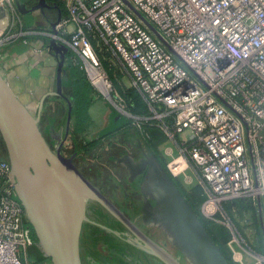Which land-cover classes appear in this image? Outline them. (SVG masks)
I'll return each instance as SVG.
<instances>
[{
    "label": "built area",
    "instance_id": "1",
    "mask_svg": "<svg viewBox=\"0 0 264 264\" xmlns=\"http://www.w3.org/2000/svg\"><path fill=\"white\" fill-rule=\"evenodd\" d=\"M58 1L74 29L53 38L79 57L102 95L111 83L94 48L114 49L148 104L144 121L157 122L179 151L167 172L176 178L189 167L198 171L204 217L235 199L264 213V0ZM138 120L132 125L139 129ZM179 160L185 167L178 171ZM27 222L9 163L0 159V264H27Z\"/></svg>",
    "mask_w": 264,
    "mask_h": 264
},
{
    "label": "water",
    "instance_id": "2",
    "mask_svg": "<svg viewBox=\"0 0 264 264\" xmlns=\"http://www.w3.org/2000/svg\"><path fill=\"white\" fill-rule=\"evenodd\" d=\"M14 4L23 14L47 7L46 0H39L37 6L30 10L18 0H14ZM136 15L155 32L140 14ZM50 48L59 56V60L55 91L47 96L60 97L67 103L63 139L61 129L55 130L49 126L52 134L48 130L45 132L52 140L51 149L39 129L46 96L39 103L37 115L33 116L1 75L0 136L6 149L17 201L24 210L42 253L50 264H81L78 238L85 219L86 203L95 201L107 209L111 205L74 166L76 152L70 157L62 154V145L69 134L71 104L62 93L63 53L55 41H51ZM134 142L141 156L138 159L124 156L117 163L123 165L130 176L145 171L138 188L143 198L142 221L146 226L163 231L173 250L171 255L147 240L149 248L144 252L159 258L161 264H228L156 157L141 139ZM259 210L261 216L260 205Z\"/></svg>",
    "mask_w": 264,
    "mask_h": 264
},
{
    "label": "rangeland",
    "instance_id": "3",
    "mask_svg": "<svg viewBox=\"0 0 264 264\" xmlns=\"http://www.w3.org/2000/svg\"><path fill=\"white\" fill-rule=\"evenodd\" d=\"M11 9V4L8 5L3 3L0 5V14L7 15L8 13V15H10L9 11ZM9 18L10 16H8L7 19ZM1 22L3 21L0 20V24ZM93 45L95 46L94 42ZM94 49L102 69L111 83V88L108 93L102 95L90 85L94 93L92 94V103L88 111L91 119L90 129L85 139L95 141V145L90 153L80 154L78 157H75L73 164L82 174L90 178L91 181L101 182L103 185L102 190L105 191L106 188L104 187H108L109 185L103 183V180H105L108 175H118L119 172L112 159L122 153H129L130 150L137 153L136 148L130 145V142L136 141V138H131L129 136L128 141L122 134L116 135L115 131L121 123H127L129 125L132 119H136L128 113L122 92L138 88L134 85L132 76L123 67L118 55L109 44H99V46ZM33 103L34 105H32V107H25L33 116H36L39 103L37 101ZM60 106L63 110L64 105L62 104ZM47 107L43 106L42 113L40 114L41 118L38 125L40 130H43V128L50 123L45 118V113L47 111L51 112L52 109L51 107L47 109ZM62 114L64 118L65 113ZM43 116L45 119H42ZM129 130H131V127ZM61 139H63V134L61 135ZM186 139V134L178 137L179 142ZM77 146L78 148H83L84 143L79 136L73 138L70 129L69 135L63 143V156L70 157L75 152ZM167 149L173 151L171 157L166 155ZM159 154L162 161L167 165L172 159L178 158L179 152L178 149L175 148L173 142L167 139L159 147ZM175 179L186 195L202 196L203 200L198 207L199 215L203 220L211 223L213 228L216 230L220 229L227 234L228 239L224 247L234 264H264V213L262 210L260 216L258 207L253 206L245 199H235L220 204L212 219H207L202 213V206L207 200V193L205 186L199 179L198 171L189 167ZM238 201L241 202L239 206L234 203ZM171 253H173L172 249Z\"/></svg>",
    "mask_w": 264,
    "mask_h": 264
},
{
    "label": "crops",
    "instance_id": "4",
    "mask_svg": "<svg viewBox=\"0 0 264 264\" xmlns=\"http://www.w3.org/2000/svg\"><path fill=\"white\" fill-rule=\"evenodd\" d=\"M18 2L25 5L27 10H30L37 6L39 0H18ZM46 5L47 7L43 9H36L29 14H23L19 12L13 0L11 3L12 9L9 11L10 15L8 13L7 15L0 14V20L3 21L0 24V75L7 82L17 99L27 108L32 107L35 101L40 103L42 98L46 96L43 106L47 107L49 104L48 107H51L52 111H47L46 115L44 114L45 118L52 123L55 130H58L63 129L65 124H63L62 113H65L67 104L60 97L47 96L55 91L57 62L59 60V56L50 48L51 41H55L64 56L61 75L62 93L69 100L70 91L65 86L69 75L67 65L78 63L80 68L81 62L79 57L65 43L53 38V35H57L62 39L68 38L69 33L74 29L72 24L65 23L67 13L63 5L58 0H46ZM8 16H10L9 19H7ZM59 24L61 28L58 27ZM136 90L146 102L140 90ZM62 104L64 105L63 110L60 106ZM70 129L69 124V132ZM175 148L177 147L175 146ZM0 151H5L1 136ZM172 154L173 151L166 150V155L171 157ZM120 175L121 173L118 172V175L115 176Z\"/></svg>",
    "mask_w": 264,
    "mask_h": 264
},
{
    "label": "flooded vegetation",
    "instance_id": "5",
    "mask_svg": "<svg viewBox=\"0 0 264 264\" xmlns=\"http://www.w3.org/2000/svg\"><path fill=\"white\" fill-rule=\"evenodd\" d=\"M46 128L51 132L48 129L49 126L46 125L41 133L52 149V140L45 133ZM60 129L61 135L64 136L65 124L63 129ZM53 138L56 137L53 136ZM133 143L135 144V142ZM136 148L138 149V156H134L129 152L114 157L112 161L121 175L118 177L114 174L108 175L109 177L107 176L103 180V183L109 185L104 187L106 188L105 191L102 190L103 185L101 182H93L83 175L105 197L111 207L107 209L91 200L86 203L85 219L81 223L78 238L81 264H161L159 258L144 252L149 248L147 240L173 254L164 232L158 228L146 226L142 221L143 198L138 193V188L141 185L145 171L130 176L125 167L117 163V160L124 156L138 159L141 153L139 148ZM2 152L5 154L6 149ZM32 238L33 245L26 251V263L50 264L49 259L44 256L39 248L34 232H32Z\"/></svg>",
    "mask_w": 264,
    "mask_h": 264
},
{
    "label": "trees",
    "instance_id": "6",
    "mask_svg": "<svg viewBox=\"0 0 264 264\" xmlns=\"http://www.w3.org/2000/svg\"><path fill=\"white\" fill-rule=\"evenodd\" d=\"M67 68L69 69L68 71L69 75H68L67 85L65 86H67V89L70 91V104H71L70 128L73 134V138H76L77 136H79L82 142L84 143L83 148H78L77 146L76 150L74 149L77 154L76 157H78L80 154L90 153L95 145L94 144L95 141H90V140L85 139L90 129L91 119L88 114V111L92 103V94L94 92H93L92 87L88 83L87 79L85 78L84 73L80 70L78 63L76 65L69 63L67 65ZM63 86H64V83H63ZM122 94H123L124 102L127 105L128 113L132 117L140 119L137 122L139 123V129L132 125V123H134L135 121L131 120L129 122V125L127 123L126 124L121 123L120 125H118V128L115 131V134L116 135L122 134V136L127 138L128 141H129V136L131 138L141 139L143 141L146 147L156 157V159L158 160V162L160 163L164 171L168 174L172 183L174 184L178 192L181 194V196L184 198L185 202L190 207L192 212L197 216L201 225L203 226L207 234L210 236V238L214 241V243L220 250L223 257L226 259L228 264H234L232 260L230 259L229 254L226 252V249L224 247L228 239L227 234L225 232H222V230L220 229L216 230L215 228H213L211 223L206 222L199 215L198 207L203 200L202 196L201 195L199 196L186 195V193H184L182 189L180 188L178 181L167 172L166 163L162 161L161 156L159 154V147L167 139L164 133L157 127L156 122L144 121V118L151 117V113L147 106V103L143 100L141 95L134 88L127 90V91H123ZM66 115H67V106H66V110H65V114L63 118V124L65 123ZM48 126H53V125L52 123H48ZM129 126L131 127V130H129L130 129ZM130 143H131L130 145L133 148L137 147L133 142H130ZM136 150H137V153H134L131 150L130 152L132 154L134 153L133 154L134 156H138V149L136 148ZM0 159L6 160L5 154L1 151H0ZM234 203L237 204L238 206L241 204V202L239 201L234 202ZM27 224L32 234L33 232L32 228L28 222Z\"/></svg>",
    "mask_w": 264,
    "mask_h": 264
},
{
    "label": "bare ground",
    "instance_id": "7",
    "mask_svg": "<svg viewBox=\"0 0 264 264\" xmlns=\"http://www.w3.org/2000/svg\"><path fill=\"white\" fill-rule=\"evenodd\" d=\"M97 85L99 86V88H100L101 90L105 91V90L102 88V84H101L100 81H98ZM179 162H180V164H179ZM176 164H179V166H178V168H177L178 171H179L180 169H183V168L185 167V164H184V162H183L182 160H179L178 162H176Z\"/></svg>",
    "mask_w": 264,
    "mask_h": 264
}]
</instances>
